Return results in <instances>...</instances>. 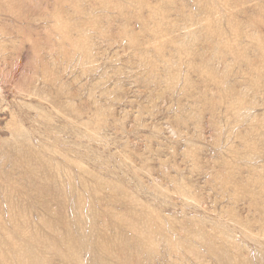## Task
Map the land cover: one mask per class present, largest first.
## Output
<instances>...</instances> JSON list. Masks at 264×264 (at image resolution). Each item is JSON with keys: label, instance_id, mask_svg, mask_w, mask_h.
Here are the masks:
<instances>
[{"label": "rangeland", "instance_id": "1", "mask_svg": "<svg viewBox=\"0 0 264 264\" xmlns=\"http://www.w3.org/2000/svg\"><path fill=\"white\" fill-rule=\"evenodd\" d=\"M229 263L264 264V0H0V264Z\"/></svg>", "mask_w": 264, "mask_h": 264}, {"label": "bare ground", "instance_id": "2", "mask_svg": "<svg viewBox=\"0 0 264 264\" xmlns=\"http://www.w3.org/2000/svg\"><path fill=\"white\" fill-rule=\"evenodd\" d=\"M208 248H209V247H208ZM100 249H102V248H100ZM29 256H31V254H30ZM24 257H25V256H24ZM28 259H29V258H28ZM33 260H34V259H33ZM35 260H36V259H35ZM35 260H34V261H35ZM34 263H35V262H34ZM233 263H234V262H233ZM229 264H230V263H229Z\"/></svg>", "mask_w": 264, "mask_h": 264}]
</instances>
